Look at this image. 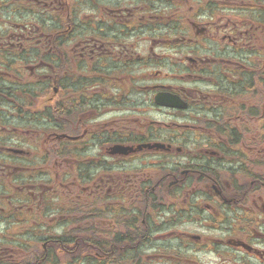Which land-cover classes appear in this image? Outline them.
Masks as SVG:
<instances>
[{
  "label": "flooded vegetation",
  "instance_id": "af4514ba",
  "mask_svg": "<svg viewBox=\"0 0 264 264\" xmlns=\"http://www.w3.org/2000/svg\"><path fill=\"white\" fill-rule=\"evenodd\" d=\"M0 264H264V0H0Z\"/></svg>",
  "mask_w": 264,
  "mask_h": 264
},
{
  "label": "rangeland",
  "instance_id": "374dc122",
  "mask_svg": "<svg viewBox=\"0 0 264 264\" xmlns=\"http://www.w3.org/2000/svg\"><path fill=\"white\" fill-rule=\"evenodd\" d=\"M35 107V106H34Z\"/></svg>",
  "mask_w": 264,
  "mask_h": 264
}]
</instances>
